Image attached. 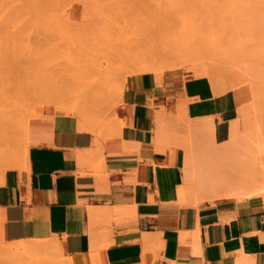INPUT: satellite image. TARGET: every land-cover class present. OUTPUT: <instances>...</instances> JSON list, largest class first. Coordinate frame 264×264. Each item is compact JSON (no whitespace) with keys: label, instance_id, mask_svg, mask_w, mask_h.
Masks as SVG:
<instances>
[{"label":"crops","instance_id":"0c3cea01","mask_svg":"<svg viewBox=\"0 0 264 264\" xmlns=\"http://www.w3.org/2000/svg\"><path fill=\"white\" fill-rule=\"evenodd\" d=\"M254 125L206 75L132 72L98 127L62 112L36 124L0 180V234L57 239L75 264H264V170L227 186L218 166Z\"/></svg>","mask_w":264,"mask_h":264},{"label":"rangeland","instance_id":"374dc122","mask_svg":"<svg viewBox=\"0 0 264 264\" xmlns=\"http://www.w3.org/2000/svg\"><path fill=\"white\" fill-rule=\"evenodd\" d=\"M74 1L85 6L79 22L67 19V9ZM141 53L149 60L164 61L165 69H181L192 75L211 71L219 86L227 87L224 91L233 93L240 106L251 111L255 125L244 133V143L250 148H237L218 161L219 168L232 176L233 183L227 186L236 182L244 187L246 167L264 170V0H0V109L10 112L12 133L4 135L8 146L0 140V156L7 159L0 161V180L11 167L24 162L38 122L62 112L77 115L86 127L105 123L126 76L139 71L129 55ZM88 85L93 87L89 90ZM16 86L19 90L23 87L24 97ZM260 182L264 185V176ZM3 227L0 218V230ZM8 239L0 234V245L34 240ZM47 239L60 244L57 239ZM57 248L58 257L71 258L62 247ZM34 259L7 256L4 260L7 264H35Z\"/></svg>","mask_w":264,"mask_h":264},{"label":"bare ground","instance_id":"6f19581e","mask_svg":"<svg viewBox=\"0 0 264 264\" xmlns=\"http://www.w3.org/2000/svg\"><path fill=\"white\" fill-rule=\"evenodd\" d=\"M156 25V24H155ZM159 26V25H158ZM157 26V27H158ZM161 27V26H160ZM159 27V28H160ZM161 30V29H160ZM156 32V31H155ZM151 33V32H150ZM154 32H152V34H153ZM132 35V34H131ZM130 35V36H131ZM148 35V34H147ZM150 35V34H149ZM157 35H159V34H157ZM162 35V34H161ZM137 36V35H136ZM135 36V37H136ZM139 36V35H138ZM137 36V37H138ZM153 36H154V34H153ZM128 37V38H127ZM126 37V40L127 39H129V36H127ZM149 37H151V36H149ZM162 37H164V36H162ZM122 38V37H121ZM131 38V37H130ZM145 38V37H144ZM132 39V38H131ZM141 39V38H140ZM150 39V38H149ZM163 39V38H162ZM158 40L160 41V39L158 38ZM164 40V39H163ZM111 41H113V40H111ZM140 40H138V42H139ZM166 41V40H165ZM114 42V41H113ZM129 42H131V40L129 41ZM134 41L132 40V43L131 44H133L134 45V43H133ZM136 42V41H135ZM101 43V42H100ZM99 43V46L101 45ZM140 44H141V42H139ZM160 43V42H159ZM162 43H164L163 41H162ZM105 44V43H104ZM129 44V43H128ZM136 44V43H135ZM143 44V43H142ZM137 45V44H136ZM144 45V44H143ZM159 45H161V44H159ZM176 45V44H175ZM179 45V44H178ZM177 45V46H178ZM105 46V45H104ZM129 46H131L130 44H129ZM129 46H127L128 48H129ZM138 46H141V45H138ZM145 47V46H144ZM182 48V47H181ZM139 49V48H138ZM165 49V48H164ZM141 50H142V46H141ZM141 50H140V52H141ZM90 51V50H89ZM88 51V52H89ZM92 51V50H91ZM147 52H149V50L148 51H146V54L147 55H149ZM99 53H101L100 51H99ZM98 53V54H99ZM150 53V52H149ZM82 54V53H81ZM146 54H144V53H141V54H136V55H134L135 57H133V54L131 55H129V56H132V58H131V62H132V64H134V65H138L137 66V69L139 70V71H147V70H153V69H165L164 68V66H165V64H163V62L164 61H161V60H159L158 58V60L157 59H151V60H149L150 58L146 55ZM78 55H80V54H78ZM152 55V54H151ZM155 55V54H154ZM182 55H183V53H182ZM82 56H84L85 57V54L84 55H82ZM112 55H109V58L111 57ZM150 56V55H149ZM80 58H82V57H80ZM103 58V57H102ZM107 58V57H106ZM106 58H105V60H106ZM113 58H115V57H113ZM116 58H117V56H116ZM87 60V59H86ZM109 60V59H108ZM111 60V59H110ZM125 60V59H124ZM83 61V60H82ZM89 61H91L90 59H89ZM84 62V61H83ZM86 62V61H85ZM93 62V61H92ZM74 63V62H73ZM108 63V62H107ZM130 63V62H129ZM98 65V64H97ZM90 66L92 67V66H96V65H91L90 64ZM89 66V67H90ZM100 66V65H99ZM130 66V65H129ZM191 66V65H190ZM74 67V66H73ZM96 68V67H95ZM98 68V67H97ZM99 69V68H98ZM107 69V68H106ZM197 69V68H196ZM99 70H101V69H99ZM124 70V69H123ZM126 70V69H125ZM91 71V70H90ZM137 71V70H136ZM209 71V70H208ZM17 72V71H16ZM87 72H88V69H87ZM86 72V73H87ZM135 72V71H134ZM209 72H211V71H209ZM209 72H207L206 70H204V71H198L197 73H195L197 76L198 75H206V76H208V77H210L211 78V80H212V82H213V84H214V86L216 87V90L217 91H221V90H225L227 87H225V86H219V82H218V79L215 77L214 79L212 78V75L209 73ZM18 73V72H17ZM17 73H15L16 75H17ZM26 73V72H25ZM25 73H24V76H27V75H25ZM34 73H35V71H34ZM8 74V73H7ZM10 74V73H9ZM8 74V75H9ZM13 72H12V75H15ZM19 74V73H18ZM44 74V73H43ZM8 75H6V76H8ZM12 75L10 74V80H11V77H12ZM23 75V74H22ZM22 75L20 76V77H22ZM30 75V74H29ZM29 75H28V77H29ZM34 75V74H33ZM62 75H64V73L62 74ZM66 75V74H65ZM18 76V75H17ZM45 76V75H44ZM88 76H89V74H88ZM105 76V75H104ZM104 76L102 75V77L104 78ZM243 76V75H242ZM30 77H32V76H30ZM68 76H64V78L66 79ZM90 77V76H89ZM106 77V76H105ZM214 77V76H213ZM249 77V76H248ZM248 77H246V78H248ZM6 78V77H5ZM9 78V77H8ZM8 78H6V79H8ZM18 78V77H17ZM61 78V77H60ZM62 78H63V76H62ZM93 78V76L91 77V79ZM97 78V77H96ZM3 78H1V80H2ZM22 79H24V78H22ZM43 79H44V77H43ZM67 79H70V78H67ZM239 79V78H238ZM0 80V81H1ZM9 80V79H8ZM21 80V79H20ZM25 80V79H24ZM30 80H33V79H30ZM35 80V79H34ZM46 80H47V78H46ZM96 80H99V78H97ZM23 81V80H22ZM26 81V80H25ZM29 81V80H28ZM37 81V80H36ZM41 81H43V80H41ZM69 81V80H68ZM72 81V80H71ZM88 81V80H87ZM1 82H3V81H1ZM7 82H9V81H7ZM11 82V81H10ZM21 82V81H20ZM27 82V81H26ZM25 82V83H26ZM30 82H32V81H30ZM37 82H39V81H37ZM46 82H48V81H46ZM45 82V83H46ZM70 82V81H69ZM57 83V82H56ZM103 83V82H102ZM102 83H100L101 85H102ZM106 83V82H105ZM28 84H29V82H28ZM44 84V83H43ZM41 85V87L42 86H44L45 87V85ZM53 84V83H52ZM51 84V85H52ZM58 84V83H57ZM67 84H68V82H67ZM75 84V83H74ZM98 84V83H97ZM7 85V84H6ZM22 85H24V84H22ZM55 85V84H54ZM69 85H70V83H69ZM94 85V84H93ZM99 85V84H98ZM97 85V86H98ZM257 85V84H256ZM5 86V85H4ZM4 86H3V88H4ZM32 86H35V85H32ZM100 86V85H99ZM17 87V86H16ZM18 87H19V85H18ZM17 87V89L19 90V88ZM26 87V86H25ZM30 87V86H29ZM47 87V86H46ZM49 87V86H48ZM54 87H56V86H54ZM82 87V86H81ZM88 87H90V85H88ZM91 87H93V86H91ZM91 87L90 88H88L89 90L91 89ZM254 87H255V85H254ZM6 88H8V87H6ZM23 88V87H22ZM22 88H20L21 90H22ZM31 88V87H30ZM50 88H52L51 86H50ZM58 88V87H57ZM77 88H79V87H77ZM260 88V87H259ZM5 89V88H4ZM34 89V88H33ZM49 89V88H48ZM48 89H46V90H48ZM87 89V88H86ZM122 89V88H121ZM21 90H19L20 92H21ZM24 90H25V88H24ZM55 90V89H54ZM59 90V89H58ZM79 90V89H78ZM84 90V89H83ZM2 91V90H1ZM9 91V90H8ZM29 91V90H28ZM55 91H57V89L55 90ZM60 91V90H59ZM84 91H86V90H84ZM4 92V91H3ZM7 91H5V93H3V94H6L7 95V93H6ZM15 92V91H14ZM20 92H19V94H20ZM58 92V91H57ZM61 92V91H60ZM103 92V91H102ZM12 93V92H11ZM15 93H17V92H15ZM23 92H21V94H22ZM74 93H76V92H74ZM86 93V92H85ZM101 93V92H100ZM256 93V92H255ZM13 94V93H12ZM20 94V95H21ZM88 94V93H87ZM91 94V93H90ZM5 95V96H6ZM63 95V94H62ZM94 96L96 95V93L95 94H93ZM104 95V94H103ZM1 96H3V95H1ZM1 96H0V98H1ZM8 96V95H7ZM22 96H23V94H22ZM24 96H25V94H24ZM23 96V97H24ZM76 96H78V95H76ZM94 96H92V97H94ZM199 96V95H198ZM18 96H16V98H17ZM21 97V96H20ZM20 97H18V98H20ZM96 98V97H95ZM94 98V99H95ZM102 98V97H101ZM2 99V98H1ZM7 99V98H6ZM6 99H4L3 101H6ZM79 99H81V98H79ZM103 99V98H102ZM16 100H18V99H16ZM8 101V100H7ZM81 101H82V99H81ZM18 102V101H17ZM79 102V101H78ZM6 103V102H5ZM75 103H77L76 101H75ZM91 103V102H90ZM80 104V103H79ZM96 103H93V105H95ZM91 105V104H90ZM7 107V106H6ZM80 108V107H79ZM89 109V108H88ZM85 110H87V109H85ZM75 111V110H74ZM71 112V111H70ZM98 112H99V110H98ZM12 113V112H11ZM93 115V114H92ZM97 115V114H96ZM11 116H13L12 114H11ZM15 116H17V115H15ZM9 117H10V112H7L6 110H5V108L4 109H0V136H2L1 138H0V140H1V142L4 140V141H7L6 139H5V137H4V135H6V134H8L7 132H9L10 131V125H9ZM12 121V120H11ZM11 126H12V124H11ZM10 134H12L11 133V131H10ZM3 141V142H4ZM2 142V144H5V142L3 143ZM1 144V143H0ZM1 144V145H2ZM10 144V142L8 141V144H5V145H9ZM0 147H3V145L2 146H0ZM5 147V146H4ZM10 147V146H9ZM5 148H7L8 149V147H5ZM3 150H4V148H3ZM5 153V152H4ZM1 154V153H0ZM3 154V153H2ZM1 154V155H2ZM8 154V153H7ZM1 158V162H5L7 159H6V157H2V156H0ZM11 159V158H10ZM7 162V161H6ZM259 191H256L255 193H258ZM253 194V193H252ZM4 237V236H3ZM5 238V237H4ZM6 240H8L7 238H5ZM59 245V247L61 248V245L60 244H58ZM58 245L56 244V242H54V241H52V240H49V239H47V238H39V237H37V238H34V240H26V239H19V240H11L10 241V243H8V244H6V245H0V256L2 257L1 259H0V264H7V262H6V260H4V259H6V257L7 256H33V257H35V259H34V263L35 264H75L74 263V261H73V259L72 258H64V257H58V255H59V253H57V247H58ZM93 250V249H92ZM91 252V251H90Z\"/></svg>","mask_w":264,"mask_h":264}]
</instances>
